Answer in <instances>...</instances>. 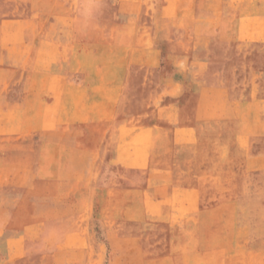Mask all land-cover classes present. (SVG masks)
<instances>
[{"label":"rangeland","instance_id":"obj_1","mask_svg":"<svg viewBox=\"0 0 264 264\" xmlns=\"http://www.w3.org/2000/svg\"><path fill=\"white\" fill-rule=\"evenodd\" d=\"M86 2L0 0V264H264V0ZM142 50L117 113L166 131L53 121Z\"/></svg>","mask_w":264,"mask_h":264},{"label":"crops","instance_id":"obj_2","mask_svg":"<svg viewBox=\"0 0 264 264\" xmlns=\"http://www.w3.org/2000/svg\"><path fill=\"white\" fill-rule=\"evenodd\" d=\"M49 38V35L45 37L44 35L38 36L34 34L29 36L28 42H25H30L32 49L37 44V54L42 50L48 52L49 48H51L49 46ZM45 44L46 46H44ZM17 48L22 50L23 46L18 44ZM134 54V52H128L127 66L120 67L118 64L103 69L105 74L103 73V77H100L101 80L96 82L95 89L88 90L84 87L86 84L82 87L79 82L74 83L68 89H64L62 96L64 101L60 114L57 118H55L53 112L50 114L52 118L54 117L53 121L67 125L70 131L90 132L95 130V132L100 133L101 138L108 139L130 138L134 134H152L166 131V125H163L167 123L166 116L156 115L150 118L146 115H140L121 118L117 113L119 87L125 86L131 80L132 67L130 68V66L137 64L146 74L154 67V61L158 60L159 57V53L154 50H142L138 52L137 57ZM79 56L81 57V55ZM116 58L118 57L116 56ZM47 95L51 98L53 96L51 100L47 101V105L49 107L54 106L55 95L50 93Z\"/></svg>","mask_w":264,"mask_h":264},{"label":"clouds","instance_id":"obj_3","mask_svg":"<svg viewBox=\"0 0 264 264\" xmlns=\"http://www.w3.org/2000/svg\"><path fill=\"white\" fill-rule=\"evenodd\" d=\"M100 7V0H87L82 6L78 5L77 11L81 16V24L87 27L91 23Z\"/></svg>","mask_w":264,"mask_h":264}]
</instances>
